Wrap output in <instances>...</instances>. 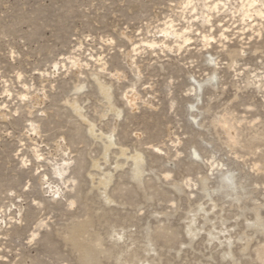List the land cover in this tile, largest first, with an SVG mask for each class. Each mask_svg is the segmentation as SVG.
Masks as SVG:
<instances>
[{
	"label": "rangeland",
	"instance_id": "obj_1",
	"mask_svg": "<svg viewBox=\"0 0 264 264\" xmlns=\"http://www.w3.org/2000/svg\"><path fill=\"white\" fill-rule=\"evenodd\" d=\"M77 224L88 264H264V0H0V264H87Z\"/></svg>",
	"mask_w": 264,
	"mask_h": 264
},
{
	"label": "bare ground",
	"instance_id": "obj_2",
	"mask_svg": "<svg viewBox=\"0 0 264 264\" xmlns=\"http://www.w3.org/2000/svg\"><path fill=\"white\" fill-rule=\"evenodd\" d=\"M246 2V1H245ZM239 4V3H238ZM244 4V3H243ZM244 6V5H243ZM258 6V5H257ZM241 7V6H240ZM239 7V8H240ZM245 13L243 14H246L248 13V11L253 7V3L251 1L245 3ZM256 7V6H255ZM242 9V8H241ZM241 12V11H240ZM244 12V11H243ZM247 15V14H246ZM242 21V20H241ZM167 29V28H166ZM167 32V31H166ZM233 60V59H231ZM215 79V78H214ZM207 82H212L213 81V75L207 77L205 79ZM96 83H97V92H98V95H99V98L100 100L104 103L105 105V111L107 112H111L113 113V117L116 119L119 117L120 115V112L119 110H117L114 105L112 104L111 102V99H112V96H111V91H110V88L108 85L106 84H103L101 83L98 79H96ZM79 89H81L80 86H75L74 88V91H78ZM200 90V85L199 84H195L194 85V91L198 92ZM134 98L130 97L129 98V103L131 105H133L134 103ZM69 107L71 109V111L77 116L79 117L81 120H84L82 114H81V109L79 108V106L77 105L76 101L75 100H72L71 102H69ZM191 108V107H190ZM223 120V119H222ZM86 121V120H85ZM222 122V121H220ZM223 130H224V133L227 135L226 137H229V138H233L234 137V129L231 127V125H228L227 123L224 122L223 124ZM32 130L35 132L36 131V128H32ZM94 126L91 124V123H88L86 122V132L88 134V136H90L91 138H95L98 137V138H101L102 135L99 134L98 136H96V134H94ZM223 132V131H222ZM108 135L106 136H103V141H102V147H101V159L102 160H106V153L109 151V149L111 148V146L113 145V141H112V132L110 133H107ZM231 140V139H230ZM234 140V139H233ZM121 157L125 156V153H126V150H123V149H120L119 151ZM135 153V152H134ZM191 155L196 158V153L193 151L191 152ZM130 160H131V164L133 166L132 168V178L133 180L137 181V183L139 182L140 183V178L142 176V173H143V158L140 154H133L131 156L128 157ZM126 157V159H128ZM60 162V161H59ZM92 163V162H91ZM67 164L68 163H62L59 167H55L53 171V173L57 176H61L63 174V172H65V169L67 168ZM92 167L94 168H98L97 166V163L93 162L92 164ZM222 167L221 163L217 162V161H214L213 159L211 160V165L209 167V169H216L217 171H219V174H218V177H217V183H216V191H219L224 197H234V199L237 198L238 196V193H237V187H236V184H235V180H234V176H233V173L230 171V170H225L223 171V169L221 170L220 168ZM98 183H97V189L99 187V189H105L110 181V175L109 174H103L102 177H99V179H97ZM201 182H202V185L204 184L203 180L201 179ZM104 191V190H103ZM107 196V195H106ZM208 196V195H207ZM198 210H201L200 208ZM83 223V222H81ZM87 225V224H85ZM83 225V224H80V225H75L74 227L71 228V230L68 232L69 235H68V238H67V242L77 251L81 254V257H82V260L84 259V263L86 262L87 264L89 262H91V257L90 255L92 254H89V249L91 250L92 252V249L89 248L87 245L84 246L83 243H78L77 240L78 238L82 237V235L84 234H87L86 232V226ZM261 221H260V218L258 216V212L255 211L254 214H253V227L256 228V229H259L261 228ZM88 227V226H87ZM90 227V226H89ZM113 231V230H112ZM186 232L188 234H191L193 232V229L192 227L190 226V223H188V225L186 226ZM110 233V232H109ZM210 233V232H209ZM212 233V232H211ZM112 234V233H111ZM116 235V233H115ZM209 235V234H208ZM87 236V235H86ZM109 236V235H108ZM111 236V235H110ZM98 237V236H97ZM113 237V236H112ZM212 237V236H211ZM210 236H207V238H210L208 239V241L212 240ZM213 238V237H212ZM99 239V238H97ZM95 239L94 241L96 242V246H99V248H101V244H99V240ZM118 239V238H116ZM147 239V238H146ZM92 242H93V239H92ZM149 242V240L147 241ZM86 243V242H85ZM94 243V242H93ZM150 243V242H149ZM149 245V244H148ZM147 246V244H146ZM145 247V246H144ZM149 249V247H147ZM146 248V249H147ZM151 249V247H150ZM152 250V249H151ZM228 250V249H227ZM144 251V249H143ZM147 251V250H146ZM145 251V252H146ZM150 251V250H149ZM148 252V251H147ZM94 253V252H93ZM119 253V252H118ZM117 253L118 256H121V254L119 255ZM79 254V255H80ZM259 257L262 259V261H264V247H262L259 251ZM125 255V254H124ZM96 256V254H95ZM94 257V256H93ZM119 257H117V261L119 260L118 259ZM96 259V258H95ZM80 260V259H79ZM125 260V259H124ZM123 260V261H124ZM136 260V259H135ZM122 261V260H121ZM140 261V260H138ZM94 263V262H92ZM126 263V262H125ZM130 263V261H129ZM132 263V262H131ZM134 263V262H133ZM142 263H145V262H142ZM83 264V263H82ZM91 264V263H90ZM128 264V263H126ZM136 264V263H135ZM146 264V263H145Z\"/></svg>",
	"mask_w": 264,
	"mask_h": 264
}]
</instances>
